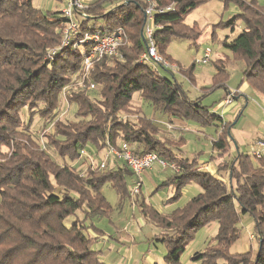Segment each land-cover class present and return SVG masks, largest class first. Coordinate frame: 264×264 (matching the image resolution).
I'll return each mask as SVG.
<instances>
[{"label": "trees", "instance_id": "1", "mask_svg": "<svg viewBox=\"0 0 264 264\" xmlns=\"http://www.w3.org/2000/svg\"><path fill=\"white\" fill-rule=\"evenodd\" d=\"M110 1L92 0L81 28L100 29L97 23L101 21L107 33L123 28L129 41L120 48L121 58L96 62L90 78L100 87L98 97L92 98L87 89L71 88L70 101L78 107V120L71 121L57 118L55 111L64 86L72 75L81 73L90 46H75V37L50 58L49 51L61 43L68 21L62 10L45 13L33 0H0V264H107L93 248L97 236L91 234L94 226L87 220L112 212L102 193L106 183L121 200L130 197L132 184L128 185L127 178L134 174L125 164L81 175L76 161L81 149L103 151L110 146L119 148L123 142H130L137 154L157 152L176 165L179 170L164 184H174L178 192L189 183L202 188L170 215L145 200L139 203L143 216L163 230L159 239L167 253L162 264H183L186 246L199 229L213 222L218 223L216 236L205 251L194 253L193 260L264 264V160L237 154L232 159L231 182H227L204 170L196 159L180 154L184 138L160 136L158 124L141 107H132L136 92L166 114L195 119L202 125H221L214 149L228 152L234 139L231 122L211 114L199 100H191L176 80L162 76L158 68L138 63L147 45L143 30L148 0H127L107 8ZM151 1L158 9L173 4L171 9L155 12V23L162 25L154 35L160 53L170 58L166 48L172 40L199 38L201 33L186 24L185 18L207 0ZM225 1L235 3L240 13L223 27L234 31L241 21L244 29L232 40L227 37L224 47L245 61V79L264 96V6L257 0ZM89 20L95 26H89ZM216 68L214 87L223 86L228 79L226 66L216 63ZM170 73L174 78L175 73ZM26 107L30 114L38 110L53 119L54 130L45 134V142L29 130L33 117L23 120L21 111ZM246 214L255 223V255L252 250H230L240 237L239 224Z\"/></svg>", "mask_w": 264, "mask_h": 264}, {"label": "rangeland", "instance_id": "2", "mask_svg": "<svg viewBox=\"0 0 264 264\" xmlns=\"http://www.w3.org/2000/svg\"><path fill=\"white\" fill-rule=\"evenodd\" d=\"M257 1L264 6V0ZM66 2L67 0H33L34 6L45 13L61 11ZM239 13L240 9L235 3L227 5L225 0H207L202 3L185 18L186 24L194 25L196 32L201 33L199 38L197 40L176 38L166 48V55L179 64L175 77L173 78L169 71L158 67L160 74L176 80L191 100H199L211 114L222 115L226 121L232 123L231 133L233 137L235 136L237 143L230 144V151L223 152L213 147V141L219 138L222 131L221 125L216 123L202 125L195 119H182L166 114L143 99L138 92L134 94L132 101L133 108L141 107L143 113L158 124L162 130L161 137L184 138L181 155L191 160L196 159L199 165L212 163L218 167L216 173L227 182L228 180L231 182L233 157L239 153L253 154L255 142L259 138L264 139V96L251 86L242 91L245 83L248 82L244 76L245 61L237 59L223 44L227 37L232 40L244 29L241 21H237L234 31L223 27L230 18ZM92 23L94 20L88 21V24ZM207 47L212 49L210 61L193 66L196 58L204 56V50ZM215 61L226 66L228 79L223 86L214 87L213 84L218 72ZM76 77V74L72 75L70 83ZM77 87L87 89L78 84ZM99 88L87 89L92 98L99 96ZM229 91L237 92L235 96L238 95V97H234L232 105H224ZM58 106L62 107V112L68 109L63 115L65 120H78V107L75 103L72 102L68 107L65 102L62 104L60 102ZM21 114L25 122L29 121L30 115L33 117L29 130L33 135H40V141L45 142V134L54 130L53 119L41 116L38 110L36 112L33 110L30 114L27 107L22 109ZM228 141H230L229 137ZM108 149L103 151H97L94 147L91 151L86 149L88 152L78 158L76 165L84 170L89 162V155H92L96 161L102 162ZM54 156L59 158L57 155ZM118 162L121 161L110 157L106 170L119 166ZM96 171L100 170L96 169ZM175 174V168L164 167L155 162L153 167L142 176V190L139 201L135 205L129 196L121 200L119 193L110 183L102 187V193L113 210L103 217L87 220V224H93L91 234L97 236L93 248L100 251L101 258L107 264H155L156 262L162 264L164 262L167 247L159 239L163 230L143 216L139 203L145 200L164 215H170L178 208L185 207L202 191V188L196 183H189L178 192L174 184H164ZM135 179L134 175H129L128 185L130 186ZM79 215L81 216V213ZM66 223L69 224L70 219L66 220ZM254 225L251 215H242L239 224L240 237L231 246L232 253L249 250H252L254 255L257 253L258 241L256 238H251L252 234L256 236ZM217 231V222L199 229L195 238L182 253V263L201 264L192 257L194 253L206 250Z\"/></svg>", "mask_w": 264, "mask_h": 264}, {"label": "built area", "instance_id": "3", "mask_svg": "<svg viewBox=\"0 0 264 264\" xmlns=\"http://www.w3.org/2000/svg\"><path fill=\"white\" fill-rule=\"evenodd\" d=\"M127 0H111L107 5V8L116 6L117 3H125ZM92 0H67L63 5L62 14L67 18V24L63 30V38L61 43L52 48L49 51L48 56L53 58L57 51L62 50L63 48L71 45L75 37V46L78 45H88L90 46L89 51L85 54L82 62V71L81 73L72 80V83L64 86L61 92V104L66 103L68 107L71 105L69 98V92L72 87H77L81 85L87 89H97V83L91 80V73L94 70L95 64L97 61L103 58H113V57H122L120 48L124 46L128 41L129 37L123 28H119L115 32L107 33V28L105 25L97 23L100 26V29H86L81 28V22L87 19L86 9L92 6ZM148 5L145 10V26L143 30L144 38L147 40V45L144 51L138 57V63L141 65H149L153 67H161L169 72H174L179 69V64L170 58L166 57L159 52L156 41L154 38L157 28H162V25H157L155 23V12H163L165 10L173 8V4L167 8L158 9L155 2L148 0ZM95 21L89 26H95ZM212 56V49L207 47L204 50V56L198 57L195 59L196 64H206L210 61ZM237 92L229 91L224 100V105H229L233 102ZM68 110V109H66ZM62 112V107L57 108V118H63L64 114L67 111ZM54 127V122H52ZM107 154L104 157L102 162L96 161L92 155L88 156V164L86 168L81 169L80 174L85 175L89 170H106L108 168V161L110 157H114L117 160L123 161L128 168L133 172L136 179L132 183L130 197L133 204H135V198L139 196L142 190L143 179L142 176L149 169L153 167L155 162H158L161 166L175 168L176 171L179 169L174 163L168 162L166 159L162 158L157 152H148L145 154H137L133 145L130 142H123L119 148L110 146L107 150ZM88 151L86 149L80 150V157H82ZM253 156L258 159L264 160V139H258L255 142V148L253 151ZM251 238H255V235H251Z\"/></svg>", "mask_w": 264, "mask_h": 264}, {"label": "crops", "instance_id": "4", "mask_svg": "<svg viewBox=\"0 0 264 264\" xmlns=\"http://www.w3.org/2000/svg\"><path fill=\"white\" fill-rule=\"evenodd\" d=\"M99 23L101 24V21H99ZM248 86H250L249 85V83L248 82H246L245 83V85H244V87L242 88V91H245L246 90V87H248ZM236 97H238V95L237 96H235V98ZM234 103V100H233V102L231 103V104H229V105H232ZM222 116V115H221ZM171 122H173L172 120H170ZM174 123V122H173ZM172 124V123H171ZM170 124V125H171ZM175 124V123H174ZM173 125V124H172ZM171 125V126H172ZM174 126V125H173ZM234 139L233 140H231V145H233V143H235V145H236V143H237V141H236V138H235V136L233 137ZM180 139V138H179ZM230 139V138H229ZM121 161V160H120ZM118 164H119V166H123V165H125V163L124 162H118ZM201 167L204 169V170H208V171H210L211 173H213V174H215L217 177H219V178H222V177H220V175L219 174H217L216 172H217V168L218 167H216V166H214L212 163L211 164H206V165H203V164H201ZM148 177H150L149 175H148ZM222 179H224V178H222ZM133 203V202H132ZM133 205H135V204H133Z\"/></svg>", "mask_w": 264, "mask_h": 264}]
</instances>
